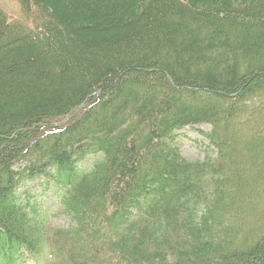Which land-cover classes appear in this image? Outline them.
<instances>
[{"label": "trees", "instance_id": "1", "mask_svg": "<svg viewBox=\"0 0 264 264\" xmlns=\"http://www.w3.org/2000/svg\"><path fill=\"white\" fill-rule=\"evenodd\" d=\"M18 1L37 24L0 9V264H264V0ZM196 124L215 156L187 161Z\"/></svg>", "mask_w": 264, "mask_h": 264}, {"label": "rangeland", "instance_id": "2", "mask_svg": "<svg viewBox=\"0 0 264 264\" xmlns=\"http://www.w3.org/2000/svg\"><path fill=\"white\" fill-rule=\"evenodd\" d=\"M0 9L6 15L8 21L21 23L28 30L34 29L37 24L34 20L35 15L33 13H24L18 0H0ZM208 130H210L209 125L196 124L185 126L174 133V144L178 147L179 152L184 159L187 161H203L207 156H215L211 151V148H208L204 137L199 133V131L206 132ZM207 148L209 150H207ZM34 184L35 183H28L27 188H30L32 185L34 186ZM35 193L39 194L40 189L37 188ZM42 202L44 203V206L49 209L48 213L50 214V217L47 219V222L50 223V227L64 226L68 222L63 215L58 211L56 212L58 205L51 197L50 190L43 195Z\"/></svg>", "mask_w": 264, "mask_h": 264}]
</instances>
